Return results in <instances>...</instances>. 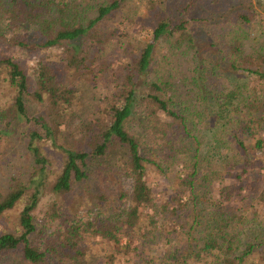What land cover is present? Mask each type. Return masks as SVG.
Listing matches in <instances>:
<instances>
[{
	"label": "trees",
	"instance_id": "trees-1",
	"mask_svg": "<svg viewBox=\"0 0 264 264\" xmlns=\"http://www.w3.org/2000/svg\"><path fill=\"white\" fill-rule=\"evenodd\" d=\"M263 7L0 0L6 45L56 50L76 80L62 83L42 59L30 84L19 61L0 56V91L16 90L0 106V140L23 128L33 158L0 202V218L25 205L19 233L0 236V263L264 264ZM144 13L147 42L136 36ZM99 83L87 122L81 85ZM62 125L73 131L63 144ZM48 142L64 157L56 175Z\"/></svg>",
	"mask_w": 264,
	"mask_h": 264
},
{
	"label": "rangeland",
	"instance_id": "rangeland-1",
	"mask_svg": "<svg viewBox=\"0 0 264 264\" xmlns=\"http://www.w3.org/2000/svg\"><path fill=\"white\" fill-rule=\"evenodd\" d=\"M238 1L239 0H236L237 3ZM253 1L256 2V0ZM260 2L262 3L263 0H260ZM261 10L264 11V7L261 8ZM144 18V25H142L138 29L136 36H139L140 40H144L147 42L151 37L149 35V29L151 28V19L145 13ZM10 33L11 32L7 34L9 38L12 36V34ZM22 34L25 35V32H23ZM134 38L136 37L134 36ZM160 53L165 54L166 52L164 49H161ZM1 54L6 57H11L22 64L23 68L30 76V84H33L35 81L36 71L38 69L39 64L42 62V59H44V62L51 63L62 83L71 85L76 81L73 77L65 73L62 69L60 58L58 56L59 53L56 50H49L43 52H28L19 46L6 45L4 39L0 38V56ZM108 83H111V79L110 81H108ZM81 90L82 92L78 95V97H82L84 99V101L86 102V107L81 109V111H83L85 115H82L80 117L89 122L92 118L95 106L98 104L101 95L104 93V89L103 85L99 83V85H81ZM15 96L16 90L10 89L8 87V84L6 82H3L1 84L0 91V106H9L13 103V99L15 98ZM31 108L36 111L40 109H37V106H33V104ZM80 117L76 118L73 121V126L79 124L82 121ZM69 121L70 120L68 118L66 120V123H70ZM65 127V125H62V127L60 128V131H62L60 141L61 144L65 143V137L69 139L73 138L71 136V133L73 131H71L68 127ZM23 130V128L18 129L17 134H14L9 137L3 136L0 140V202L7 196L10 187L13 184V180L16 178V176L21 175L23 173L28 174V172L30 171L29 167L33 165V158L31 153H29L28 151L27 140L23 134ZM43 150L44 154L48 157L51 162L49 169L53 171L54 175L58 174L59 170L61 169V166L63 165L64 157L62 156V153L58 150L53 149V147H51L50 142L44 144ZM54 175H52L51 178H53ZM149 177L151 186L155 190L159 192L165 190V187L163 186V183L160 179H158L155 175H152L151 173L149 174ZM125 184L127 188H130V182L126 181ZM24 206V203L21 202L13 210L7 212L4 216L0 218V236L6 233H19V216ZM44 206L45 205H41L39 210L37 211V214L40 217L44 216V212H41L42 210H44ZM81 214L85 215L86 212L82 211ZM98 259L99 261L96 262L101 261L104 264H110L109 260L106 258L99 257ZM0 264H15V257L10 255L4 258Z\"/></svg>",
	"mask_w": 264,
	"mask_h": 264
}]
</instances>
